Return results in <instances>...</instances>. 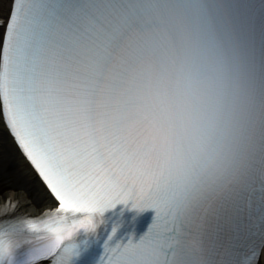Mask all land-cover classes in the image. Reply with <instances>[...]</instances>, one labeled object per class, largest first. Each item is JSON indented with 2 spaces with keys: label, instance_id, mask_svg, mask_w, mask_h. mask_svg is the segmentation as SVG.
I'll return each instance as SVG.
<instances>
[{
  "label": "snow or ice",
  "instance_id": "1",
  "mask_svg": "<svg viewBox=\"0 0 264 264\" xmlns=\"http://www.w3.org/2000/svg\"><path fill=\"white\" fill-rule=\"evenodd\" d=\"M0 8V129L51 209L5 197L0 264H264V0Z\"/></svg>",
  "mask_w": 264,
  "mask_h": 264
},
{
  "label": "bare ground",
  "instance_id": "2",
  "mask_svg": "<svg viewBox=\"0 0 264 264\" xmlns=\"http://www.w3.org/2000/svg\"><path fill=\"white\" fill-rule=\"evenodd\" d=\"M5 197L18 205L22 214L38 215L44 208H50L38 195L34 172L11 144V138L0 129V204Z\"/></svg>",
  "mask_w": 264,
  "mask_h": 264
},
{
  "label": "rangeland",
  "instance_id": "3",
  "mask_svg": "<svg viewBox=\"0 0 264 264\" xmlns=\"http://www.w3.org/2000/svg\"><path fill=\"white\" fill-rule=\"evenodd\" d=\"M4 188V187H3Z\"/></svg>",
  "mask_w": 264,
  "mask_h": 264
}]
</instances>
